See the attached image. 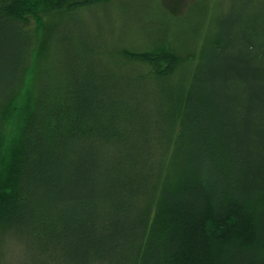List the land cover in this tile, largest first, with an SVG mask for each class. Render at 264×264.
Returning <instances> with one entry per match:
<instances>
[{"label": "trees", "instance_id": "trees-1", "mask_svg": "<svg viewBox=\"0 0 264 264\" xmlns=\"http://www.w3.org/2000/svg\"><path fill=\"white\" fill-rule=\"evenodd\" d=\"M110 1L0 0V264H264V0H230L205 35L146 22L148 48L117 56L106 7L107 35L99 11L58 22ZM50 11L51 62L16 106L27 16Z\"/></svg>", "mask_w": 264, "mask_h": 264}, {"label": "rangeland", "instance_id": "rangeland-1", "mask_svg": "<svg viewBox=\"0 0 264 264\" xmlns=\"http://www.w3.org/2000/svg\"><path fill=\"white\" fill-rule=\"evenodd\" d=\"M229 1L230 0H111L105 6L96 5L92 6L93 8L91 9L82 8L80 12L78 11L77 13L64 14L58 22L89 19L97 15V11L101 10V8L106 7L114 22V29L113 26L110 27L108 25L107 16L104 15L102 11H99L100 19H98L97 23L99 24L98 26L105 31L106 35L109 34V30L113 29L115 40L110 42L109 49L112 55L117 56L122 48H148L149 45L145 43V40L147 33L151 31L144 27L148 22L155 26L164 27V32L168 40L175 38H172L171 35L174 28L178 30L183 29V31L198 30L202 32V35H205L208 31L213 29L214 18L221 9L224 10L227 8ZM188 5L191 6L188 7ZM133 12L136 14L138 12L140 15H143L144 12L146 17L138 21L134 18ZM60 14L61 12L59 11H50V13L42 15L43 25L41 28H38L33 17L27 16L26 22L39 36V47L34 57L31 71L26 78V82L16 97V106L27 103V97H31V92L34 89L39 72L48 63V58L51 62L50 56L53 52L50 50V47L46 48L45 46V32L49 25L58 20ZM176 41L179 43V41L175 39L171 45H179L181 48L182 46L180 44L177 45ZM53 46L54 44L52 43L51 47ZM45 48L49 53V57L45 55ZM176 49L177 55L180 58L178 67H183L184 64H186L189 68V64L192 66L195 63L196 57H194L193 54L189 56L190 53L187 52V49L183 47L181 50L179 48ZM17 114L19 113L13 108H10L6 114V130L3 133L2 139L6 148L8 146L7 144H9L10 147L12 146L13 140L17 136ZM0 186H2L1 183Z\"/></svg>", "mask_w": 264, "mask_h": 264}]
</instances>
